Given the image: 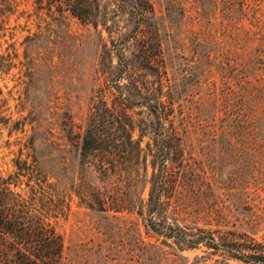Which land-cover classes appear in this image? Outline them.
I'll list each match as a JSON object with an SVG mask.
<instances>
[{"label": "rangeland", "instance_id": "374dc122", "mask_svg": "<svg viewBox=\"0 0 264 264\" xmlns=\"http://www.w3.org/2000/svg\"><path fill=\"white\" fill-rule=\"evenodd\" d=\"M149 2L135 37L134 14L116 0H97L94 21L72 15L66 0H0V171L13 174L23 148L21 159L36 158L70 189L68 213L51 221L61 264H262L247 255H264V0ZM117 89L143 102L128 112L147 176L141 163L105 177L81 158L91 104L102 94L115 105ZM139 93L164 101L166 120ZM170 133L178 149L154 159L153 176L146 143L154 149ZM161 171L170 183L162 220L181 229L176 243L148 227L146 213L101 211L74 193L117 185L140 205Z\"/></svg>", "mask_w": 264, "mask_h": 264}, {"label": "trees", "instance_id": "16d2710c", "mask_svg": "<svg viewBox=\"0 0 264 264\" xmlns=\"http://www.w3.org/2000/svg\"><path fill=\"white\" fill-rule=\"evenodd\" d=\"M66 1L70 13L79 19L94 21L96 18L97 0ZM116 1L118 7L127 8L134 14L136 21L134 36L143 35V25L148 19V14L153 12L149 0ZM225 1L242 6L246 0ZM118 56L119 59L123 57L122 53ZM143 58L146 63H141L142 66L150 67L153 59L146 54ZM128 65L127 62L123 64L124 70H127ZM139 95L145 100V105L157 120L160 122L166 120L164 101L157 98L150 102L146 95L141 93ZM117 98H119L118 103L109 105L102 94L95 97L86 115L80 136L81 158L92 157L95 167L105 177L111 175L118 178L122 171L131 173L134 171L133 166L141 163L147 176V154L141 155L143 151L141 140L132 137L138 125L128 112L133 105L143 102L124 97L119 91ZM166 136L168 140L165 137L154 140V149L150 142L146 143V147L151 152L149 155L152 157L150 165L153 176L156 170L154 159L159 155L162 159H166L171 150L178 149V144L173 141L175 134L170 133ZM33 142L34 138L31 135L24 143V148L30 150L27 156L31 158L35 152ZM22 149L20 148V155ZM135 152L137 155L134 157ZM20 155L14 161L16 170L13 174L4 175L0 171V264H61L62 236L51 221L66 216L71 191L60 187L58 182L51 181V176L36 158L27 162L26 159H21ZM168 174L166 172L165 175L164 171H161L156 192L152 187L148 197L141 199L140 205H136L133 199L125 197L124 190L117 185L103 191L88 185L87 192L74 189V193L82 204L101 211L127 210L136 211L138 214L146 213L148 216L146 225L157 234L174 238L176 243L183 239L181 229L163 223L165 221L162 220L165 201L161 197V192L167 191L170 187ZM197 242V239L192 240V244ZM247 257L253 262L264 264L263 254L249 253Z\"/></svg>", "mask_w": 264, "mask_h": 264}]
</instances>
